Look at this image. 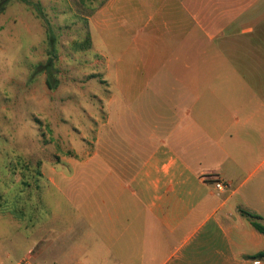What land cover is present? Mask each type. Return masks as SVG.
<instances>
[{"label": "crops", "instance_id": "crops-1", "mask_svg": "<svg viewBox=\"0 0 264 264\" xmlns=\"http://www.w3.org/2000/svg\"><path fill=\"white\" fill-rule=\"evenodd\" d=\"M153 1L106 0L89 18L112 27L101 56L136 123L120 150L105 140L114 194L78 209L102 237L51 264H264V0ZM148 6L157 27L120 46ZM32 252L15 264H40Z\"/></svg>", "mask_w": 264, "mask_h": 264}, {"label": "rangeland", "instance_id": "rangeland-1", "mask_svg": "<svg viewBox=\"0 0 264 264\" xmlns=\"http://www.w3.org/2000/svg\"><path fill=\"white\" fill-rule=\"evenodd\" d=\"M123 1L136 7L137 0ZM105 2L0 0V264L30 250L51 264L73 252V240L86 237L90 250L89 236L102 237L100 217L90 224L78 209L104 197L106 187L114 194L105 140L115 138L120 150L122 125L136 123L101 56L115 38L112 27L104 17L100 27L89 24ZM150 8L120 46L134 45L136 36L143 42L157 27ZM58 237L66 238L63 251Z\"/></svg>", "mask_w": 264, "mask_h": 264}, {"label": "trees", "instance_id": "trees-1", "mask_svg": "<svg viewBox=\"0 0 264 264\" xmlns=\"http://www.w3.org/2000/svg\"><path fill=\"white\" fill-rule=\"evenodd\" d=\"M4 1H7V0H4ZM21 1H23V2H25V3H30V0H21ZM53 50V49H52ZM50 75L51 74H49L48 75V79H47V85H48V87H50L51 89H53L54 87H53V83H52V80H51V78H50ZM253 219H259L260 217H258V216H255L254 214H252V215H250ZM255 226L258 228V230L259 231H261L262 233H264V226H262L261 224H258V223H255ZM259 256H264L263 254H261V255H259ZM258 256V257H259Z\"/></svg>", "mask_w": 264, "mask_h": 264}, {"label": "built area", "instance_id": "built-area-1", "mask_svg": "<svg viewBox=\"0 0 264 264\" xmlns=\"http://www.w3.org/2000/svg\"><path fill=\"white\" fill-rule=\"evenodd\" d=\"M225 187H226V186H225L223 183H221V182H218V183L216 184V188L219 189V190H224ZM25 262H27V261H25Z\"/></svg>", "mask_w": 264, "mask_h": 264}]
</instances>
